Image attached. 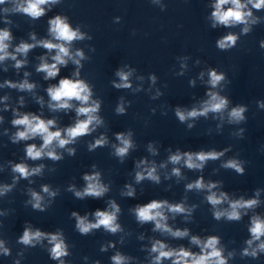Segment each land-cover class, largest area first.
Returning <instances> with one entry per match:
<instances>
[{
  "label": "water",
  "instance_id": "1",
  "mask_svg": "<svg viewBox=\"0 0 264 264\" xmlns=\"http://www.w3.org/2000/svg\"><path fill=\"white\" fill-rule=\"evenodd\" d=\"M14 2L22 0L0 4V29L7 28L12 34L9 52H14L21 42L35 43L33 34L36 41L52 40L49 21L59 15L66 17L73 29L78 28L85 34L83 40H75L70 45L73 54L80 50L85 58L79 67L69 60L67 66H60L59 75L50 80L36 71L40 57H46L51 63L55 55L43 47L31 49L27 56L18 54L17 59L26 60L19 69L10 58L0 62V117H3L0 120V187L12 186L0 195V241L9 249L8 255L0 249V264H60L51 258L52 245L47 239L36 242L35 246L19 242L26 227L45 233L60 232L69 253L62 257L64 264H113L112 257L117 253L129 258L125 264H153L157 253H152L151 247L157 240L169 249L183 247L199 253L200 248L191 243L192 236L201 240L219 237L218 247L223 250L227 264H264V252H258L256 257L243 255L248 247L246 241L251 239L252 217L264 219V108L259 106L264 103V8L257 10L248 4L252 18L247 25L250 30L245 34L244 24L213 26L216 0H58L42 6L45 14L37 19L12 11ZM5 8L9 11L5 12ZM251 19L257 22L251 23ZM230 33L238 37L236 44L226 50L219 49L217 41ZM120 69L131 71L130 88L114 87L113 82L120 83L116 75ZM211 70L224 75V80L215 88L209 84ZM77 71L78 77L74 75ZM25 73L29 75L26 77ZM65 77L81 79L89 85L92 100L100 102L97 115L103 123L65 148L56 147L60 160L46 156L28 159L26 147L29 144L39 147L42 140L36 137L12 142L11 137L18 130L12 125L16 118L14 109L45 120L55 119L60 129L84 119L76 115L77 101L67 111H52L48 107L47 88ZM24 79L36 85L33 91H20L4 84L6 80L22 82ZM209 91L228 99V107L222 114L210 112L184 122L177 118V108L199 109L209 98ZM40 98H43L42 104L38 102ZM118 106H123V113L116 111ZM238 106L246 108L245 119L230 123L228 112ZM117 133L131 134L133 147L123 158L115 155L114 146H120ZM101 136L106 137L107 143L90 150L89 145ZM68 149H74L75 154L70 155ZM177 151L224 154L205 162L202 169H189L183 159L179 164L169 161L170 155ZM229 160L238 161L243 174L225 168L223 165ZM141 161L147 163L140 164ZM18 163L29 168L44 167L40 174L25 179L12 171ZM153 164L159 183L147 178L137 183L136 173ZM173 168L180 169V176L173 175ZM94 172L100 173V181L108 191L99 198H77L75 191L86 187L84 175ZM201 177L205 184L217 185L212 191L218 195L224 192L229 200L258 199L259 204L252 209H241L238 221L226 217L217 220L214 211L228 209V201L214 209L206 199L210 194L207 188L187 190L188 184ZM45 185L56 195L43 192ZM128 185L134 190V196L126 195ZM33 191L43 197V211L32 207ZM152 200L183 203L192 209L190 215L166 210L168 225L173 230L188 229L189 235L174 238L169 233L154 231L153 222L137 221L134 209ZM112 201L120 208L117 214L120 231L111 233L101 227L81 234L77 230L73 212L95 222L94 213L110 210ZM258 243L254 242L252 247ZM161 264H172V261L165 259Z\"/></svg>",
  "mask_w": 264,
  "mask_h": 264
},
{
  "label": "clouds",
  "instance_id": "2",
  "mask_svg": "<svg viewBox=\"0 0 264 264\" xmlns=\"http://www.w3.org/2000/svg\"><path fill=\"white\" fill-rule=\"evenodd\" d=\"M7 0H0V4H5ZM58 0H22V2H14L12 11L20 12L30 16L33 19H37L45 14L44 5H50L57 3ZM248 4H251L253 8L259 10L264 8V0H247V3L242 0H216L214 4V11L212 12V18L214 21L213 26L217 24L224 26H232L236 24L246 25L242 31L243 33L249 32L250 18H252V11L248 9ZM226 5L230 7L225 8ZM5 12L9 11L7 8ZM7 22V21H6ZM256 19H251V23H256ZM49 33L52 40L44 39L36 41L35 35H32V39L35 43L21 42L14 50L9 52V41L12 40L11 32L5 28L0 29V62L6 59H12L15 61L14 67L19 69L26 64V60L17 59V55L21 54L27 56L28 52L37 47H43L49 52L54 51L55 55L51 57V63L48 62L46 57H40V64L36 71L45 74L44 79H55L60 73V66H67L69 60H71L78 67L81 66V60L84 59L82 51L77 50L75 54L71 52L70 45L75 40H83L85 34L78 28L73 29L67 22L66 17L56 16L49 21ZM238 37L234 34H228L217 41V47L221 50H226L233 47L236 44ZM56 41V42H53ZM79 59H78V58ZM6 70V69H5ZM131 71L125 72L120 69L116 72L119 77L120 83L113 82L116 88H130L129 77ZM29 74L25 73L27 77ZM75 76H79V71L74 73ZM153 81L155 77H152ZM224 80L223 74H217L215 70L209 72V84L212 88H215L219 83ZM5 86L9 88H15L20 91H33L36 87L34 83H30L27 79L22 82H13L6 80ZM47 94L50 98L48 107L52 111L70 110L74 107L73 101L79 102V106L75 107L77 117H84V119H77L75 124L64 129L56 127L55 119H43L41 116L33 113H19L17 110H13L16 118L12 120V125L17 127V131L11 137L13 143L19 141H27L39 137L42 140V144L37 147L36 144H29L26 147V156L31 160H39L45 156L51 160H60L61 156L55 151L56 147L65 148V146L74 143L78 137H82L90 134L95 130L96 126L103 123L102 119L97 115L100 110V102L92 100V90L89 85L81 79L62 78L56 85H51L47 88ZM208 99L204 101L199 109L193 108L190 111H184L179 108L176 109L175 115L177 118L184 122L188 119H195L200 116H207L208 113L222 114L228 107V99L219 95L217 92L209 91L207 93ZM7 100V97L3 98ZM39 103H43V98H40ZM23 104V98L20 101ZM261 108H264V103H260ZM7 110V105L5 106ZM116 111L123 113V106H118ZM245 107L238 106L232 108L228 112L229 122L239 123L245 119L244 112ZM3 117H0L2 120ZM192 127V125H189ZM56 130H53V129ZM130 133L125 135L124 133H117L116 139L120 142V146L115 147V155L123 158L128 154L130 148L133 147L130 139ZM107 143V139L101 136L95 141L94 144L89 145V149H95L96 147L103 146ZM70 155L75 154L74 149H68ZM150 151L155 154V149L150 146ZM223 152L209 151V152H184L177 151L175 154L170 155L169 161L172 164H179L183 159L184 164L189 169H202L205 162L208 160H216L222 156ZM146 161H141L140 164H146ZM137 165V167L140 166ZM164 165H161L163 167ZM225 168L234 169L237 173L243 174L244 169L240 163L236 160H229L224 165ZM43 165L38 167L29 168L27 164L18 163L12 168L14 173H18L20 178L27 179L30 176L38 175L43 169ZM173 175L180 176V169L173 168ZM149 179L156 183H159V176L156 174V166L153 164L151 167L145 168L143 171L136 173V182L139 183L144 179ZM83 179L86 181V187L83 191H75V196L79 199L85 197H102L108 188L100 181V173L94 172L91 175L85 174ZM11 185H4L0 187V195H3L11 190ZM128 191L126 195L134 196V190L130 185L127 186ZM187 190H202L207 188L209 195L206 197L207 201L215 209L217 205H220L224 201H228L229 208L224 210H215L213 215L215 219L219 220L221 217H226L230 221H238L241 219V209H252L259 204L258 199L243 198L238 200H229L228 196L224 192H220L219 195L212 191L216 188L215 183L205 184L203 178L197 179L194 183H190L187 186ZM43 192L48 193L50 196H55V192H50L47 185L43 186ZM73 190L72 188L69 189ZM259 196V191L256 193ZM32 207L43 211L41 201L43 197L33 191L31 192ZM167 212L172 214H191L192 209L186 208L183 203L170 204L167 200H152L151 202L138 205L135 209V216L137 221L141 224L147 222H153L155 224L154 231H161L169 233L174 238H184L189 235L188 229H176L173 230L167 223ZM120 212L119 206L114 202H110V210L100 211L97 210L94 213L95 222L88 220L87 216H80L78 213L73 212L72 216L76 219V228L81 234H88L93 229H99L103 227L106 231L116 233L121 230L120 225L117 223V214ZM251 233V239L247 240V248L243 250V255L256 257L258 252H264V219L259 216H253L251 220V227L249 228ZM43 239H47L48 243L52 245L50 248V255L53 260H59L60 264H64L62 257L67 256V245L64 242L63 236L60 232L45 233L39 229L33 231L30 227H26L23 231V235L20 237L19 242L24 245L35 246L36 242H40ZM259 241L256 247H252L253 243ZM191 243L200 248L199 253H194L183 247L179 249H169L168 246L162 241H155L152 244L151 252L157 253L153 258V264H161L165 259H170L172 264H227V259L223 255V250L218 247L220 241L217 236H209L206 240H201L198 236L191 237ZM0 249H2L4 255L9 254V249L3 247V242L0 241ZM104 250V249H102ZM231 255V253L229 254ZM119 253L112 257L113 264H125L128 260Z\"/></svg>",
  "mask_w": 264,
  "mask_h": 264
}]
</instances>
